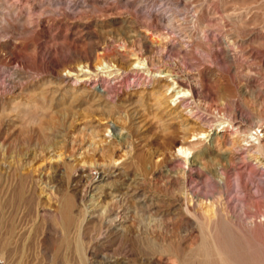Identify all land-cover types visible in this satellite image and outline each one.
Instances as JSON below:
<instances>
[{
  "label": "rangeland",
  "instance_id": "rangeland-1",
  "mask_svg": "<svg viewBox=\"0 0 264 264\" xmlns=\"http://www.w3.org/2000/svg\"><path fill=\"white\" fill-rule=\"evenodd\" d=\"M255 127L264 0H0V264H264Z\"/></svg>",
  "mask_w": 264,
  "mask_h": 264
},
{
  "label": "bare ground",
  "instance_id": "bare-ground-1",
  "mask_svg": "<svg viewBox=\"0 0 264 264\" xmlns=\"http://www.w3.org/2000/svg\"><path fill=\"white\" fill-rule=\"evenodd\" d=\"M130 58L132 59V57L130 56ZM136 59V58H135ZM145 60V59H144ZM134 63V64H133ZM132 64H131V66H136L135 64H137V63H141L140 62V58H137L136 60H134V62H133ZM129 67V66H128ZM132 67H130V69H131ZM86 69V68H85ZM160 69V68H159ZM82 70V69H81ZM84 71L85 70H83L82 72L84 73ZM81 72V71H80ZM85 72H87V71H85ZM158 72H164V77H166L167 79H168V77H170V80H171V78H172V80L171 81H173L172 83H170V84H168V88L167 87H165L166 88V90H167V93L168 92H170V93H173L172 95H171V97H170V99H171V102H173V106H174V108L172 107V108H170V109H168V113H170L171 115H173V117L174 118H177L178 117V114H179V112H178V109H179V107H180V105H181V101L185 98V97H187V95H188V89H187V87H185L184 86V84L185 83H183L184 81H182L181 80V75L178 73V72H176V70L175 69H172V68H165V69H160V70H158ZM78 76V75H77ZM85 78V77H84ZM88 78V77H87ZM170 81V82H171ZM178 84V85H177ZM176 85V86H175ZM186 85V84H185ZM165 86V85H164ZM187 86V85H186ZM170 95V94H169ZM168 95V96H169ZM159 102V101H158ZM158 102H156V105H157V103ZM159 104H161V103H159ZM158 104V105H159ZM161 107V106H160ZM159 107V108H160ZM190 108V107H189ZM158 110H160V109H158ZM179 110H181V109H179ZM171 111V112H170ZM225 125V124H224ZM223 125V127H222V129H220L219 131H217V135L219 134V132L220 131H222L223 129L224 130H226ZM232 127V126H231ZM238 131V130H237ZM249 132V133H248ZM248 132H245V133H247V135L245 134L244 135V141L240 144V145H243V147L244 146H251L252 145V147L255 145H257L258 143H260V145L259 146H261V142H258V139H260V138H263L264 137V135H263V137H262V135H259V136H253V130H251V132L250 131H248ZM236 133V132H235ZM214 132H202V133H199V134H197V136H194V137H192L189 141H196V139H201V138H203V137H207V136H209L210 138H212L213 139V141H215L214 139L216 138V135ZM109 135V134H108ZM233 135H235V134H233ZM110 137H111V135H109ZM249 136H251V137H249ZM90 137V136H89ZM106 137V136H105ZM236 137V136H235ZM249 137V138H248ZM208 139V138H207ZM236 139V138H235ZM104 140H105V138H104ZM232 140H234V139H232ZM179 141V140H178ZM257 142V143H256ZM189 143H191V142H189ZM193 144V143H192ZM188 145H190V144H188ZM188 145H186V144H181L180 146H179V148H178V152L179 153H181L182 155H185V157H187V158H190L191 160L190 161H194L195 159H193V154H192V148L190 147V146H188ZM258 146V145H257ZM256 146V147H257ZM258 146V147H259ZM257 147V148H258ZM97 149V148H96ZM95 149V150H96ZM241 149H242V147H241ZM98 150V149H97ZM102 151H103V149H101ZM247 150V149H246ZM257 150V149H256ZM253 152V151H252ZM252 152L250 153L251 155H252ZM102 153V152H101ZM259 153V152H258ZM260 154V153H259ZM255 157V156H254ZM260 158V157H259ZM101 159V158H100ZM259 162H260V164L263 162L262 160H260V159H257ZM256 160V161H257ZM102 162V161H101ZM113 163V162H112ZM114 163H115V161H114ZM82 164H80V166H81ZM84 165H86V164H84ZM84 165H83V167H84ZM103 165V164H102ZM105 165V164H104ZM103 165V166H104ZM264 165V164H263ZM87 167V166H86ZM117 167V165H115V164H111V166H108V167H101L100 165L99 166H96L94 169H92V170H90L89 172H88V175H87V179L86 180H88L87 182H88V187L90 188V189H93V187L94 186H96L99 182H101V180H103L106 176H108V173L110 172L111 174L112 173H114V176H115V174L117 175L118 174V168H116ZM81 168H82V166H81ZM78 170H80V169H78ZM82 171V170H81ZM109 171V172H108ZM116 172V173H115ZM122 173V172H121ZM77 174H78V172H77ZM113 175V174H112ZM86 182V183H87ZM130 184V183H129ZM128 186H131V185H128ZM87 191V190H86ZM127 192V191H126ZM86 194H87V192H86ZM92 197H93V195H92ZM225 228V227H224ZM229 230V229H228ZM231 231H233V230H230V232ZM225 232V231H224ZM230 232H228V235H230L229 233ZM227 233V232H226ZM228 235H226L225 234V236L227 237ZM238 235V234H237ZM225 237V238H226ZM229 237H231V236H228L227 237V239L229 238ZM235 237H237L236 235H235ZM234 237V238H235ZM238 242H240V240H238ZM233 243V242H232ZM228 244H230V243H228ZM241 244V243H240ZM233 245V244H232ZM228 246H230V245H228ZM227 246V247H228ZM237 246V245H236ZM235 246V247H236ZM230 249L231 248H234V246H230L229 247ZM243 248V246L241 245V249ZM238 249H240V246H238ZM240 249V250H241ZM243 251V250H242ZM237 252H239V251H237ZM241 252V251H240ZM244 252H245V250H244ZM244 252H243V254H244ZM235 254H237L236 253V251H235ZM242 254V253H241ZM237 255H239V253L237 254ZM236 255V257H238ZM245 255V254H244ZM243 255V256H244ZM232 257L233 256H231L230 258V260L231 261H233L232 260ZM245 257H247L246 255H245ZM235 258V257H234ZM239 258V257H238ZM248 258V257H247ZM229 259V258H228ZM230 261V263H232ZM229 262V261H228ZM211 263V262H210ZM226 263V262H225ZM203 264V263H202ZM204 264H206V263H204ZM208 264V263H207ZM235 264V263H234Z\"/></svg>",
  "mask_w": 264,
  "mask_h": 264
},
{
  "label": "built area",
  "instance_id": "built-area-1",
  "mask_svg": "<svg viewBox=\"0 0 264 264\" xmlns=\"http://www.w3.org/2000/svg\"><path fill=\"white\" fill-rule=\"evenodd\" d=\"M262 131H261V128L260 127H255L254 129H253V136L255 137V136H259V135H262L263 133H261Z\"/></svg>",
  "mask_w": 264,
  "mask_h": 264
}]
</instances>
